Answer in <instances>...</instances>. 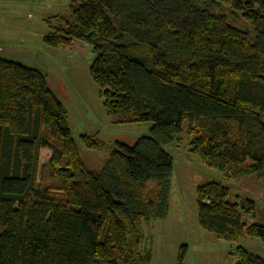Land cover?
Returning <instances> with one entry per match:
<instances>
[{"label": "trees", "instance_id": "trees-1", "mask_svg": "<svg viewBox=\"0 0 264 264\" xmlns=\"http://www.w3.org/2000/svg\"><path fill=\"white\" fill-rule=\"evenodd\" d=\"M47 24L50 47L90 45L106 113L149 132L116 141L98 170L88 168L46 75L0 57V264H146L144 227L170 209L165 147L183 131L207 166L264 182V0H70ZM231 195L220 182L199 185L200 226L264 243V224L242 220L255 202ZM233 254L236 264H264L242 246Z\"/></svg>", "mask_w": 264, "mask_h": 264}, {"label": "rangeland", "instance_id": "rangeland-1", "mask_svg": "<svg viewBox=\"0 0 264 264\" xmlns=\"http://www.w3.org/2000/svg\"><path fill=\"white\" fill-rule=\"evenodd\" d=\"M69 2L0 0V57L37 68L46 75L50 88L67 109L68 122L85 165L98 170L116 141L133 144L138 137L148 134L149 124L125 122L128 116L106 113L103 97L90 75L94 53L88 43L74 40L68 47L53 48L43 42L50 31L47 19L68 13ZM82 135L95 136L107 146L92 150L84 144ZM190 140L191 136L183 131L176 145L165 147L174 157L170 209L165 218L154 220L153 226L145 229L142 249L148 248L152 256L146 264H179L182 245L187 246L182 264H236L233 252L238 246L264 259L260 237L219 239L200 226L197 208V187L210 181L220 182L230 189L232 201L251 198L255 202L254 216L242 213L246 226L254 222L264 224V182L252 176L228 178L204 164L190 150ZM50 154L49 149H42L40 166Z\"/></svg>", "mask_w": 264, "mask_h": 264}, {"label": "crops", "instance_id": "crops-1", "mask_svg": "<svg viewBox=\"0 0 264 264\" xmlns=\"http://www.w3.org/2000/svg\"><path fill=\"white\" fill-rule=\"evenodd\" d=\"M153 224H154V220H152V221H150V223H148V225L146 226L145 225V229H150V227H152L153 226ZM152 257V256H151Z\"/></svg>", "mask_w": 264, "mask_h": 264}, {"label": "bare ground", "instance_id": "bare-ground-1", "mask_svg": "<svg viewBox=\"0 0 264 264\" xmlns=\"http://www.w3.org/2000/svg\"><path fill=\"white\" fill-rule=\"evenodd\" d=\"M74 41V40H73ZM45 75V74H44ZM67 110V109H66ZM122 114V113H121ZM68 115V114H67ZM73 136V135H72ZM130 145V144H129ZM175 149H176V147H175ZM174 149V150H175ZM109 157V156H108ZM106 160V159H105ZM102 166V165H101ZM97 169V168H96ZM243 210V209H242ZM244 211H245V209H244ZM254 212V211H253ZM246 213V212H245ZM241 214V213H240ZM247 214V213H246ZM250 214H252V213H250ZM243 220V219H242ZM239 239V238H238Z\"/></svg>", "mask_w": 264, "mask_h": 264}]
</instances>
